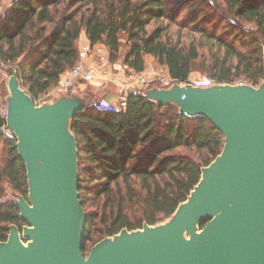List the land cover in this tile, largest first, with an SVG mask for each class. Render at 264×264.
<instances>
[{
	"label": "trees",
	"instance_id": "trees-1",
	"mask_svg": "<svg viewBox=\"0 0 264 264\" xmlns=\"http://www.w3.org/2000/svg\"><path fill=\"white\" fill-rule=\"evenodd\" d=\"M6 6L0 62L17 69L33 99L80 61L81 33L90 46H105L110 63L121 59L136 73L150 58L179 83L193 71L215 83L257 86L264 78V0H15ZM85 95L86 107L69 130L78 150L87 255L121 229L169 218L220 153L224 136L209 119L157 103L141 89L131 90L117 110L98 107L103 97ZM4 124L0 114V241L9 225L26 224L5 188L27 196L24 162Z\"/></svg>",
	"mask_w": 264,
	"mask_h": 264
},
{
	"label": "water",
	"instance_id": "water-1",
	"mask_svg": "<svg viewBox=\"0 0 264 264\" xmlns=\"http://www.w3.org/2000/svg\"><path fill=\"white\" fill-rule=\"evenodd\" d=\"M6 71L5 124L24 162L27 196L13 201L26 224L9 225L0 264H264V78L257 86L174 83L144 91L209 119L224 136L222 150L168 220L121 229L84 255L86 213L69 121L86 103L66 93L35 104L17 70ZM19 229L29 238L25 245Z\"/></svg>",
	"mask_w": 264,
	"mask_h": 264
},
{
	"label": "rangeland",
	"instance_id": "rangeland-1",
	"mask_svg": "<svg viewBox=\"0 0 264 264\" xmlns=\"http://www.w3.org/2000/svg\"><path fill=\"white\" fill-rule=\"evenodd\" d=\"M7 3L8 2L3 3L1 1L2 5L0 7H2L3 5H6ZM98 60L103 62L101 70L106 69V67H109L110 65H111L110 67H112V65L114 64L108 61L107 54L104 55V60H101L100 58ZM115 63H117V65H123L121 59H118ZM6 67H12L16 69L13 65L3 64L2 62H0V104L5 103V98L8 95L7 81L10 75L7 73ZM122 74H123L124 80L121 81V84L124 85L125 87L127 85V89H129L128 93L133 89H141L143 91H146L151 88H168L174 83H178L179 85L184 84V82L179 83V82H174V81L170 82L168 85L163 84L164 83L163 79H169L170 77L168 76L166 69L163 66L153 63L152 59L150 58L145 59V69L143 71L136 73V72L129 70V71H123ZM202 76H207V75L199 71H193L190 74L189 78H196V77H202ZM239 83H242V82H238L235 84H239ZM81 84H84V87L82 89L78 88L79 84L77 83L75 84L71 92L72 95H76L84 99L86 96L85 95L86 92H89V93H92L94 96H96V98L103 97V99L107 101H109L107 98L110 97L111 94L114 93L115 95L117 93L116 91L118 87L117 84L111 83L108 80H106L105 83H103V85H100V86H97L99 84L98 82H96V80L89 82V83H81ZM49 91L50 90H47L46 92H44L42 95H40L37 98V99H40L39 104L45 103V102H51L57 97L66 95V93H63V92L51 93L50 95H48ZM84 100L86 101V99ZM5 190H6V196H5L6 198H10L13 200L17 198V194L13 195L9 188L6 187ZM166 220H168V218L163 220L162 222H165ZM19 235H20V239L22 240V242H24V245H25L26 242L29 240V238L24 236L22 229H19Z\"/></svg>",
	"mask_w": 264,
	"mask_h": 264
},
{
	"label": "built area",
	"instance_id": "built-area-1",
	"mask_svg": "<svg viewBox=\"0 0 264 264\" xmlns=\"http://www.w3.org/2000/svg\"><path fill=\"white\" fill-rule=\"evenodd\" d=\"M3 3L8 2L11 3L15 0H1ZM5 10L0 9V15L4 13ZM89 46L84 45L80 47V55L81 57L85 54L89 53ZM101 65L98 63L93 62H86L84 60H80L72 69L64 71L60 77L58 82L50 86L47 90H50L48 95L51 93L63 92L69 93L74 88L75 84L81 83H89L98 78L100 73ZM19 78V77H18ZM163 84L168 85L170 82H173L172 78L163 79ZM191 84L197 87H207L215 82L208 76L196 77V78H189L184 84ZM46 90V91H47ZM129 89H127L121 83L118 84L117 93L114 95V103H110L109 101L102 99L98 104L100 108H113V109H122L125 107L126 104V96L128 94ZM35 104H39L40 99H33ZM0 114L2 116L6 115V102L0 105ZM1 130L7 134L8 136H13L12 132L6 127V124L2 126Z\"/></svg>",
	"mask_w": 264,
	"mask_h": 264
},
{
	"label": "crops",
	"instance_id": "crops-1",
	"mask_svg": "<svg viewBox=\"0 0 264 264\" xmlns=\"http://www.w3.org/2000/svg\"><path fill=\"white\" fill-rule=\"evenodd\" d=\"M8 5V3L6 4ZM6 5H3L0 7L2 10H6ZM78 47L80 49L81 46L87 45L89 46V53L83 55L82 57L80 56V60H84L86 62H93V63H99L101 65L100 70L102 69V61H99L98 59L100 58L101 60H104V55H106L107 51L106 48L103 44H95L93 46H90L88 40L86 39L85 35L83 33L80 34L78 38ZM111 66V65H110ZM106 67V69L101 70V72L98 75V78L96 79V82H98L99 85H103L106 80L110 81L111 83L119 84L121 83L123 78V71H129V68L126 67L125 65H117V63H114L112 67ZM103 71V72H102ZM84 87V84H79L78 88L82 89ZM103 87V86H102ZM110 103H114V93L111 94L110 97L107 98Z\"/></svg>",
	"mask_w": 264,
	"mask_h": 264
},
{
	"label": "flooded vegetation",
	"instance_id": "flooded-vegetation-1",
	"mask_svg": "<svg viewBox=\"0 0 264 264\" xmlns=\"http://www.w3.org/2000/svg\"><path fill=\"white\" fill-rule=\"evenodd\" d=\"M24 225V224H23ZM22 226V225H21Z\"/></svg>",
	"mask_w": 264,
	"mask_h": 264
}]
</instances>
